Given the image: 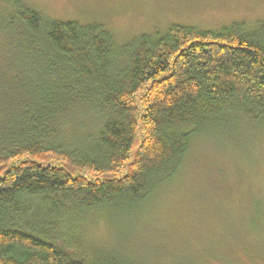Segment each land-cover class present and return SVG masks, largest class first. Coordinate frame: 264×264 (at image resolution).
I'll list each match as a JSON object with an SVG mask.
<instances>
[{
    "label": "trees",
    "instance_id": "1",
    "mask_svg": "<svg viewBox=\"0 0 264 264\" xmlns=\"http://www.w3.org/2000/svg\"><path fill=\"white\" fill-rule=\"evenodd\" d=\"M1 3L0 264H142L97 249L96 218L142 214L223 116L264 119V25L117 48L101 26Z\"/></svg>",
    "mask_w": 264,
    "mask_h": 264
},
{
    "label": "rangeland",
    "instance_id": "2",
    "mask_svg": "<svg viewBox=\"0 0 264 264\" xmlns=\"http://www.w3.org/2000/svg\"><path fill=\"white\" fill-rule=\"evenodd\" d=\"M17 1L45 22L101 26L117 48L172 25L202 32L237 25L242 36L264 25V0ZM110 217L96 218L90 240L136 263L264 264V119L226 115L204 128L142 214Z\"/></svg>",
    "mask_w": 264,
    "mask_h": 264
}]
</instances>
